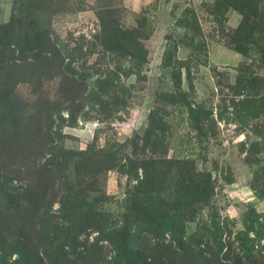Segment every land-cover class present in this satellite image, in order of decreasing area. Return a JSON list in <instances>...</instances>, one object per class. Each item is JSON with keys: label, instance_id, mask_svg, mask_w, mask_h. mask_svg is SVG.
<instances>
[{"label": "rangeland", "instance_id": "374dc122", "mask_svg": "<svg viewBox=\"0 0 264 264\" xmlns=\"http://www.w3.org/2000/svg\"><path fill=\"white\" fill-rule=\"evenodd\" d=\"M0 264H264V0H0Z\"/></svg>", "mask_w": 264, "mask_h": 264}]
</instances>
